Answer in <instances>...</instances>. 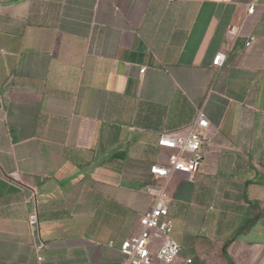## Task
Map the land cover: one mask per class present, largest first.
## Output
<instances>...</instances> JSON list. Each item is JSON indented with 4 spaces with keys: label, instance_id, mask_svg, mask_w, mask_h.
<instances>
[{
    "label": "crops",
    "instance_id": "crops-1",
    "mask_svg": "<svg viewBox=\"0 0 264 264\" xmlns=\"http://www.w3.org/2000/svg\"><path fill=\"white\" fill-rule=\"evenodd\" d=\"M249 2L0 0V264H124L158 138L200 109L197 174L156 182L174 264H264V0Z\"/></svg>",
    "mask_w": 264,
    "mask_h": 264
},
{
    "label": "built area",
    "instance_id": "built-area-1",
    "mask_svg": "<svg viewBox=\"0 0 264 264\" xmlns=\"http://www.w3.org/2000/svg\"><path fill=\"white\" fill-rule=\"evenodd\" d=\"M259 0H250L246 7V15L251 16L256 10ZM230 36L237 35V29L231 27ZM255 41L250 37L246 43L249 48ZM225 56L218 53L213 61V67H220ZM144 69L140 71L143 73ZM209 122L203 110H199L187 135L178 137L170 134L161 135L157 147L169 151L164 164H153L149 168L151 183L146 187V193L152 198L151 208L139 219L140 231L119 246V253L124 259V264H174L177 260L180 247L172 238L173 221L168 217L167 187L157 185L158 181H168L171 177L182 174L192 179L198 172L203 156L201 148L209 144L207 131ZM31 227L38 226L37 215L31 213L28 218ZM38 244L37 250L43 248ZM191 259L186 264H191ZM35 264H44L42 255H38Z\"/></svg>",
    "mask_w": 264,
    "mask_h": 264
}]
</instances>
